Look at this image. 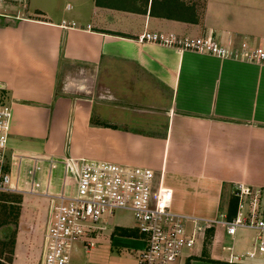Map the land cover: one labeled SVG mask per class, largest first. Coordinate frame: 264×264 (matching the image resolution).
Here are the masks:
<instances>
[{"label":"crops","instance_id":"obj_1","mask_svg":"<svg viewBox=\"0 0 264 264\" xmlns=\"http://www.w3.org/2000/svg\"><path fill=\"white\" fill-rule=\"evenodd\" d=\"M32 5L34 14L10 7L0 18V100L20 191L72 193L51 164L95 160L151 169L156 187L173 192L172 210L202 225L228 219L237 186L261 190L264 214V66L139 42L156 33L264 49V0ZM254 238L208 224L186 264H229Z\"/></svg>","mask_w":264,"mask_h":264},{"label":"built area","instance_id":"obj_2","mask_svg":"<svg viewBox=\"0 0 264 264\" xmlns=\"http://www.w3.org/2000/svg\"><path fill=\"white\" fill-rule=\"evenodd\" d=\"M25 1L0 0V18H8V8ZM139 42L264 66V49H250L246 43L241 44L239 50L231 51L211 37L178 38L173 34L156 33L142 34ZM10 118V107L0 100V194L24 193L12 180L8 163ZM10 158L20 161L23 157L11 155ZM56 165L62 168V185H73L74 190L58 196L41 195L55 203L43 236L40 264H69L71 252L77 245L87 252L93 249L97 235L106 230L102 219L113 216L117 211L131 214L134 220L132 231L137 234L134 239L144 245L134 253L135 264H186L198 234L208 224L222 226L226 235L232 238L241 231L255 233L252 248L244 254L231 255L229 264L245 258H264V214L260 205V189L237 186L233 193L238 200L235 216L228 220L221 215L219 219L202 225L198 220L183 217L172 210L173 192L161 185L156 187L151 169L84 159H66L62 163L51 164V167ZM188 224L191 225L190 230L186 226Z\"/></svg>","mask_w":264,"mask_h":264},{"label":"rangeland","instance_id":"obj_3","mask_svg":"<svg viewBox=\"0 0 264 264\" xmlns=\"http://www.w3.org/2000/svg\"><path fill=\"white\" fill-rule=\"evenodd\" d=\"M32 1L26 0L22 4H16L8 13L18 9L22 11L25 6L29 13L34 14ZM54 203V200L41 195L21 192L0 194L1 264H40L43 236ZM5 215L9 217L8 223L1 224ZM102 224L106 230L97 235L95 247L87 252L77 245L71 252L69 264H135L134 253L144 245L140 244L139 248L137 240L131 238V242L130 237L121 233H131L134 227L131 214L127 211H117L113 216L103 218ZM186 226L188 230L191 229V225ZM255 261L257 260H253Z\"/></svg>","mask_w":264,"mask_h":264},{"label":"trees","instance_id":"obj_4","mask_svg":"<svg viewBox=\"0 0 264 264\" xmlns=\"http://www.w3.org/2000/svg\"><path fill=\"white\" fill-rule=\"evenodd\" d=\"M236 205H237L236 204V199L232 198L231 201H230V203H229L228 220H231L235 216V213H236ZM4 210L6 211V208H4ZM8 213H10V212H8ZM8 218H9L8 215L7 216L5 215L4 218H3L4 221L2 220L3 222L1 224L6 223V222L8 223V220H9ZM121 233H123V235L125 234L124 236H128L130 238H136L137 237V234L134 231H131L130 234H128L126 232H121Z\"/></svg>","mask_w":264,"mask_h":264}]
</instances>
